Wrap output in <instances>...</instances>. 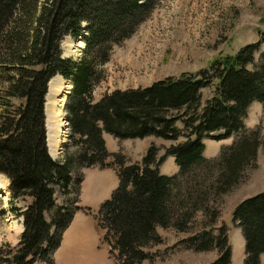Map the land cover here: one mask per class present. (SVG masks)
Masks as SVG:
<instances>
[{
    "label": "trees",
    "instance_id": "16d2710c",
    "mask_svg": "<svg viewBox=\"0 0 264 264\" xmlns=\"http://www.w3.org/2000/svg\"><path fill=\"white\" fill-rule=\"evenodd\" d=\"M163 1L0 0V174L10 182V201L26 202L12 208L24 231L17 247H0V264H54L76 212L91 214L89 208L58 204L57 188L69 196L83 182L74 176L93 167L114 169L120 181L98 214L115 264L155 259L150 248L164 242L158 227L188 233L180 241L186 249L216 251L207 264L232 263L231 228L221 217L225 196L258 167L263 146L262 128L244 123L254 102L264 106V51L256 58L262 41L216 58L209 69L96 97L116 46ZM69 35L85 42L79 61L63 55ZM57 76L73 85L65 102L69 135L61 160L49 153L46 127L47 96ZM209 87L214 92L203 104ZM104 133L176 143L163 154L151 145L141 163L128 164L122 153L108 150ZM229 137L233 142L218 157L205 156V139ZM169 156L179 167L173 176L159 168ZM232 221L243 231L245 264H262L264 191L242 200Z\"/></svg>",
    "mask_w": 264,
    "mask_h": 264
},
{
    "label": "rangeland",
    "instance_id": "374dc122",
    "mask_svg": "<svg viewBox=\"0 0 264 264\" xmlns=\"http://www.w3.org/2000/svg\"><path fill=\"white\" fill-rule=\"evenodd\" d=\"M261 32H264V0H164L131 38L116 46L105 64L107 77L96 89V97L114 90L144 88L168 77L177 78L183 74L209 69L216 58L233 55L248 43L262 41L261 48L256 53L258 58L264 51ZM62 49L66 58L79 61L85 51V42L82 37L73 38L69 35L62 41ZM58 77L60 79L57 78L54 85L52 98L50 88L48 96L51 98L49 101L54 110L55 123L56 153L52 156L61 160L63 144L69 135L64 109L66 95L68 97V92H71L72 83L62 76ZM213 92V87L203 90V104ZM244 123L250 128H262L263 146L259 150L258 167L250 170L245 180L224 198L221 222L226 224L233 222L232 213L242 200L264 191L262 103H253ZM179 126L183 124L179 123ZM104 137L108 150L122 153L128 164L141 163L151 145L160 148V153L163 154L166 148L176 143L155 136L122 140L104 133ZM232 140L233 137L225 140L205 139V156L218 157L221 148L230 145ZM159 168L161 174L166 176H173L179 171L173 156L166 158ZM79 176L84 178L82 187L77 185L76 191L69 196L61 194L57 188V202L89 208L91 214L84 210L76 212L62 235L61 244L54 255V264H115L105 243V232L100 227L98 214L102 204L111 198L119 186L118 174L112 168H90L81 170L74 178ZM2 177L0 175V182L4 178ZM2 183L4 193H0V247L8 250L17 247L24 230L22 219L16 216L12 208L25 207L26 202L20 200L12 203L8 180L3 179ZM22 227L23 230L20 231ZM157 231L164 242L150 248L157 256L143 264H207L217 258L216 251L195 252L184 248L180 241L189 236L186 232L162 227H158ZM232 235L231 264H245L246 244L243 231L235 229Z\"/></svg>",
    "mask_w": 264,
    "mask_h": 264
},
{
    "label": "bare ground",
    "instance_id": "6f19581e",
    "mask_svg": "<svg viewBox=\"0 0 264 264\" xmlns=\"http://www.w3.org/2000/svg\"><path fill=\"white\" fill-rule=\"evenodd\" d=\"M57 78H59L58 76L55 77L53 79V81L50 83V95H51V98H52V95H53V91H54V85L57 81ZM60 79V78H59ZM70 93V92H68ZM49 96H48V102H47V120H48V131H49V136H48V142H49V145H50V152L52 153L53 156H55V153H56V150H55V144H54V138H55V129H54V126H55V123L53 122V118H54V115H53V109H52V104L50 103V99ZM66 98H67V95H66ZM54 100V99H53ZM66 100V99H65ZM54 107V106H53ZM1 175V174H0ZM3 175H1L2 177ZM4 177V176H3ZM2 177V178H3ZM3 179H7V178H3ZM3 179H1L2 181L0 182V193H4V187H3ZM22 226V225H21ZM21 229V230H20ZM19 230L22 231L23 230V227L20 228ZM18 233V232H17ZM21 233V232H20ZM19 233V234H20ZM16 234V232H15Z\"/></svg>",
    "mask_w": 264,
    "mask_h": 264
},
{
    "label": "crops",
    "instance_id": "0c3cea01",
    "mask_svg": "<svg viewBox=\"0 0 264 264\" xmlns=\"http://www.w3.org/2000/svg\"><path fill=\"white\" fill-rule=\"evenodd\" d=\"M57 195H58V192H57ZM227 224L231 226L230 240H231V243H232V236H233L232 234H233V231L235 229L238 230V231H240V230L242 231V228L240 226L234 224L233 222H230V221L227 222ZM244 242H245V238H244ZM245 244H246V242H245ZM216 255H217V253H216ZM232 258H233V247H232ZM261 263L264 264V253L261 255Z\"/></svg>",
    "mask_w": 264,
    "mask_h": 264
},
{
    "label": "water",
    "instance_id": "95a60500",
    "mask_svg": "<svg viewBox=\"0 0 264 264\" xmlns=\"http://www.w3.org/2000/svg\"><path fill=\"white\" fill-rule=\"evenodd\" d=\"M71 87H73V85L71 86ZM71 93V92H70ZM46 116H47V106H46ZM67 121V120H66ZM68 123V122H67ZM46 127H47V141H48V120H47V118H46ZM69 127V126H68ZM50 151V150H49ZM20 254H18V255H16V257H15V260H17L18 258H20Z\"/></svg>",
    "mask_w": 264,
    "mask_h": 264
}]
</instances>
